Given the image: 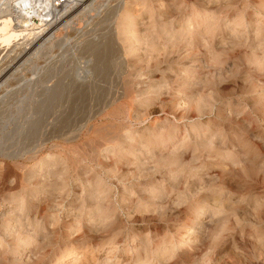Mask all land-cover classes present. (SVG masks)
Masks as SVG:
<instances>
[{
  "label": "rangeland",
  "instance_id": "obj_1",
  "mask_svg": "<svg viewBox=\"0 0 264 264\" xmlns=\"http://www.w3.org/2000/svg\"><path fill=\"white\" fill-rule=\"evenodd\" d=\"M43 1L0 0V264H264V0Z\"/></svg>",
  "mask_w": 264,
  "mask_h": 264
},
{
  "label": "bare ground",
  "instance_id": "obj_2",
  "mask_svg": "<svg viewBox=\"0 0 264 264\" xmlns=\"http://www.w3.org/2000/svg\"><path fill=\"white\" fill-rule=\"evenodd\" d=\"M9 1V0H8ZM29 1H31V0H29ZM75 3V1L73 0H70V5L71 4H74ZM25 3H29V2H25ZM24 3V4H25ZM69 3V2H68ZM31 4V3H30ZM29 4V6H30V8H31V5ZM25 5H27V4H25ZM47 6V5H46ZM50 7V6H49ZM7 8H8V6H7ZM26 8H28V6L26 7ZM50 8H52V9H54L55 10V8L54 7H50ZM29 9V8H28ZM50 10V9H49ZM52 11V10H51ZM54 12V11H53ZM52 13V12H51ZM49 14V13H48ZM55 15V14H54ZM11 23V19H9V18H5V20L2 22V24H1V28H0V32H3V33H1V34H3V35H1V40L4 42V43H9L10 44V40L14 37H16V35H17V33L15 32V30H13V29H11V27L9 26V24ZM1 41V42H2ZM12 41V40H11ZM2 42V43H3ZM8 45V44H7Z\"/></svg>",
  "mask_w": 264,
  "mask_h": 264
},
{
  "label": "built area",
  "instance_id": "obj_3",
  "mask_svg": "<svg viewBox=\"0 0 264 264\" xmlns=\"http://www.w3.org/2000/svg\"><path fill=\"white\" fill-rule=\"evenodd\" d=\"M39 3L41 4L42 8H43V4H44V1L43 0H38ZM53 1V4H54V7L57 9V8H61L63 7L64 5H66L65 3H67V0H51ZM45 14V13H44ZM43 15V13H42ZM32 19V18H30ZM32 20H31V24H32Z\"/></svg>",
  "mask_w": 264,
  "mask_h": 264
}]
</instances>
